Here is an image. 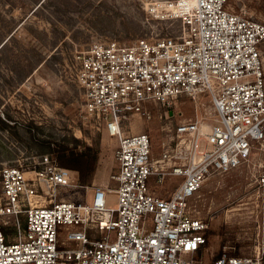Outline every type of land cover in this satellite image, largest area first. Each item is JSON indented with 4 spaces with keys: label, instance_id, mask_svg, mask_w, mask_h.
<instances>
[{
    "label": "built area",
    "instance_id": "2783aa9c",
    "mask_svg": "<svg viewBox=\"0 0 264 264\" xmlns=\"http://www.w3.org/2000/svg\"><path fill=\"white\" fill-rule=\"evenodd\" d=\"M151 9L179 18L181 35L97 40L78 56L84 110L118 139L113 183L74 200L60 195L78 185V171L49 154L39 166H3L0 264H205L208 223L191 205L205 180L250 162L260 144L264 189V23L229 0ZM205 92L213 123L180 121L158 157L148 133L124 131L132 116L151 118L149 101L169 107ZM212 264H264V246Z\"/></svg>",
    "mask_w": 264,
    "mask_h": 264
},
{
    "label": "rangeland",
    "instance_id": "374dc122",
    "mask_svg": "<svg viewBox=\"0 0 264 264\" xmlns=\"http://www.w3.org/2000/svg\"><path fill=\"white\" fill-rule=\"evenodd\" d=\"M166 1L179 0H0V169L39 166L42 155L54 157L48 141L78 149L90 144L99 148L95 172L85 180L78 173V185L60 197L83 199L92 187L113 183L118 139L84 110L78 56L97 40L131 43L181 35L179 18L151 9ZM229 5L264 23V0ZM261 53L264 63V43ZM146 105L151 118L132 116L123 128L148 133L156 157L180 121L210 125L216 114L208 92L169 107ZM259 147L250 162L206 179L191 200L195 214L208 223V243L198 256L205 264L223 252L249 255L264 246V189L255 180Z\"/></svg>",
    "mask_w": 264,
    "mask_h": 264
},
{
    "label": "trees",
    "instance_id": "16d2710c",
    "mask_svg": "<svg viewBox=\"0 0 264 264\" xmlns=\"http://www.w3.org/2000/svg\"><path fill=\"white\" fill-rule=\"evenodd\" d=\"M49 149L59 164L77 170L81 180L93 175L99 157V148L95 145L84 144L82 149L62 142L48 141ZM53 145V146H52Z\"/></svg>",
    "mask_w": 264,
    "mask_h": 264
}]
</instances>
